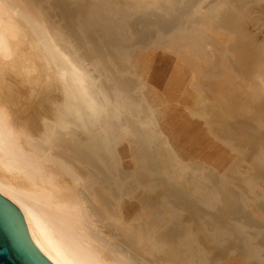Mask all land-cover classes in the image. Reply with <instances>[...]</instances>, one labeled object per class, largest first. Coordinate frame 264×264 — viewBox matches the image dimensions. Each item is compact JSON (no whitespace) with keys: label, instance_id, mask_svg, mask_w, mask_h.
Instances as JSON below:
<instances>
[{"label":"bare ground","instance_id":"1","mask_svg":"<svg viewBox=\"0 0 264 264\" xmlns=\"http://www.w3.org/2000/svg\"><path fill=\"white\" fill-rule=\"evenodd\" d=\"M205 1L0 0V194L53 264H264V92L201 83L197 110L239 153L220 173L179 155L131 65L151 44L190 63L208 24L264 72V0Z\"/></svg>","mask_w":264,"mask_h":264},{"label":"rangeland","instance_id":"2","mask_svg":"<svg viewBox=\"0 0 264 264\" xmlns=\"http://www.w3.org/2000/svg\"><path fill=\"white\" fill-rule=\"evenodd\" d=\"M47 9L54 10L53 7ZM57 19L59 24L65 25L62 18L57 16ZM66 28L67 26H63L65 31ZM200 28L203 30V40L198 44L204 45L207 52L189 55L190 63L183 62L181 56L172 51L174 46L170 49L151 44L132 51L131 65L136 74L145 81V99L159 109L162 129L169 133L179 155L186 161L197 162L204 167L214 166L220 173H225L231 160L239 156V153L235 147L211 134L204 119L208 115L207 112L201 113L197 110L207 102L204 97L207 91L202 89L201 83L207 80L208 76L218 75L216 77L225 82L229 91H234L244 103L258 99L264 92V72H254V77L248 78L241 73L242 70L231 64L235 55L227 48L235 39L233 33L208 24H202ZM66 33L71 39L75 37L69 29ZM72 42L76 44L77 39ZM181 49L185 52L186 47L183 45ZM219 53L221 55H218ZM191 63H199L200 66L191 67ZM259 77L262 80L260 83ZM127 147L125 139L117 145L118 151H122V162L128 167L133 165V160L131 161L132 155ZM254 190L256 196L264 200L261 186L257 185Z\"/></svg>","mask_w":264,"mask_h":264},{"label":"water","instance_id":"3","mask_svg":"<svg viewBox=\"0 0 264 264\" xmlns=\"http://www.w3.org/2000/svg\"><path fill=\"white\" fill-rule=\"evenodd\" d=\"M28 236V225L17 206L0 194V264H53Z\"/></svg>","mask_w":264,"mask_h":264}]
</instances>
